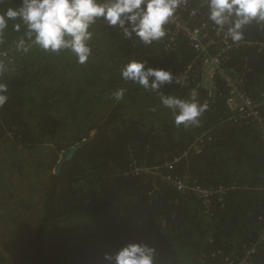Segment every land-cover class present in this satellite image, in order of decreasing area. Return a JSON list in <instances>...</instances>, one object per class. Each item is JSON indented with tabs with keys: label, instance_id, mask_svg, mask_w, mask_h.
I'll return each instance as SVG.
<instances>
[{
	"label": "trees",
	"instance_id": "16d2710c",
	"mask_svg": "<svg viewBox=\"0 0 264 264\" xmlns=\"http://www.w3.org/2000/svg\"><path fill=\"white\" fill-rule=\"evenodd\" d=\"M22 2L0 0V15ZM193 2L207 16L209 0ZM125 27L130 32L131 26ZM166 29L165 24L163 36L145 43L135 32L127 36L124 28L97 18L87 46L90 53L102 51L104 66L89 63V56L83 65L70 49L52 52L34 43L21 19L7 20L0 31V150H10L13 160L0 159V177L2 164L21 161L13 153L54 144L55 161L59 152L84 144L70 160L63 161V155L44 183L38 181L39 216L30 229L28 255L8 263L0 251V264H115L129 244L151 249L152 264H220L217 252L239 258L258 235L264 218V193L258 190L264 102L260 123L225 121L224 99L207 97L204 87H195L197 81L175 79L193 50L182 36L169 44ZM239 31L250 43L233 49L229 64L244 74L245 91L261 100L264 49L258 44L264 40V21L253 20ZM59 53L64 56H53ZM131 62L145 71H164L170 80L144 87L123 76ZM117 76L118 87H109L106 82ZM148 79L151 85L155 77ZM216 85L225 92L219 81ZM113 89L124 90L122 100L108 99L111 108L97 113L105 100L98 96ZM193 93L203 111L195 123L178 125L177 110L162 98L191 102ZM154 167L199 187L232 189L222 200L212 197L205 209L161 177L135 172ZM70 232L78 234L77 241L69 239L75 237ZM252 264H264V245Z\"/></svg>",
	"mask_w": 264,
	"mask_h": 264
},
{
	"label": "clouds",
	"instance_id": "9594fccd",
	"mask_svg": "<svg viewBox=\"0 0 264 264\" xmlns=\"http://www.w3.org/2000/svg\"><path fill=\"white\" fill-rule=\"evenodd\" d=\"M177 7L178 0H23L19 9L9 8L0 15V31L7 27V20L19 18L27 24L29 38L34 36V43L41 48L52 52L70 49L83 63L90 54L89 29L97 18L103 17L113 26L119 25L126 35L130 34L125 27L128 24L132 32L147 43L164 35L163 26ZM209 8L210 19L218 26L235 17L229 29L235 41L242 38L239 30L244 25L253 20L264 21V0H209ZM123 76L152 88L170 80L168 73L145 71L144 66L136 62L127 65ZM149 77H155L151 85ZM162 103L177 110L178 125L195 123L203 111L195 102V93L191 102L163 97ZM151 252L139 244H129L117 253L115 264H152Z\"/></svg>",
	"mask_w": 264,
	"mask_h": 264
},
{
	"label": "built area",
	"instance_id": "2783aa9c",
	"mask_svg": "<svg viewBox=\"0 0 264 264\" xmlns=\"http://www.w3.org/2000/svg\"><path fill=\"white\" fill-rule=\"evenodd\" d=\"M204 4L209 7V4ZM208 17H210V8L206 16L199 6L194 5L193 0H178V7L175 9L174 15L166 23L167 42L174 43L178 37H184L193 50V56L183 72L175 79L197 81L195 87H206L204 89L207 97L224 99L223 103L228 114L225 121L238 124L260 123L262 120L260 105L264 102V98L253 99L244 89L246 85L244 74L229 64L231 51L239 45L250 42L243 39L235 41L229 35L233 18L229 23L218 26ZM129 33L127 36L132 34V30ZM258 45L259 49H264V40ZM0 56L3 57L4 54ZM216 81H219L224 87V93L218 90ZM135 172L161 177L164 183L172 185L177 192L190 193L195 196L205 209L212 197L221 199L232 189V187L224 188L223 186H218L215 189L203 188L196 183L189 184L185 176L180 178L163 176L159 167L137 168ZM258 190L264 193V166L263 181ZM259 220L263 223L260 227L261 230L256 237H251L248 243L243 246L241 256L235 260L217 252L220 264H252L254 256L264 245V218L260 217Z\"/></svg>",
	"mask_w": 264,
	"mask_h": 264
},
{
	"label": "rangeland",
	"instance_id": "374dc122",
	"mask_svg": "<svg viewBox=\"0 0 264 264\" xmlns=\"http://www.w3.org/2000/svg\"><path fill=\"white\" fill-rule=\"evenodd\" d=\"M62 55V53L53 55ZM103 54L100 50H93L89 54V63L93 61L103 65ZM79 64H86L88 61ZM88 63V64H89ZM8 66H11L10 64ZM104 66V65H103ZM111 79V78H110ZM117 78L107 81L109 87H118ZM207 85V84H205ZM124 91V90H123ZM122 92L118 90H105L99 98H104V102L96 110L101 113L111 108V103L107 100H122ZM118 94H120L118 96ZM69 137V134H66ZM54 144H50L47 148L41 150H25L23 153L15 154L21 159L14 164L4 163L1 166L3 175L0 177V251L4 258L8 259V263L19 261L24 255H28L29 249L32 247V227L39 216L38 197L39 189L37 183L48 179L49 175L55 172L57 164L62 159L65 150L59 152L55 161H53ZM10 150H0V159L12 161L9 154ZM24 160V162H23ZM15 161V160H14ZM19 165L22 166L19 168ZM47 166H51L48 170ZM44 184L43 186H46ZM72 241H77L78 234L70 232ZM65 261V260H64Z\"/></svg>",
	"mask_w": 264,
	"mask_h": 264
},
{
	"label": "water",
	"instance_id": "95a60500",
	"mask_svg": "<svg viewBox=\"0 0 264 264\" xmlns=\"http://www.w3.org/2000/svg\"><path fill=\"white\" fill-rule=\"evenodd\" d=\"M84 143H80V144H77L75 147H73L72 149L66 151L64 153V157H63V161H68L72 158L73 154L75 153L76 150H78L79 148H81L83 146ZM60 168H61V163L58 165L57 167V170H56V174L59 173L60 171Z\"/></svg>",
	"mask_w": 264,
	"mask_h": 264
},
{
	"label": "crops",
	"instance_id": "0c3cea01",
	"mask_svg": "<svg viewBox=\"0 0 264 264\" xmlns=\"http://www.w3.org/2000/svg\"><path fill=\"white\" fill-rule=\"evenodd\" d=\"M204 88H206V87H204ZM223 198V197H222ZM222 198H221V200H222ZM221 253H223L222 251H221ZM224 255H227V254H225V253H223ZM227 256H229V257H231V258H233V259H238V258H235L236 256H234L233 254H228Z\"/></svg>",
	"mask_w": 264,
	"mask_h": 264
}]
</instances>
